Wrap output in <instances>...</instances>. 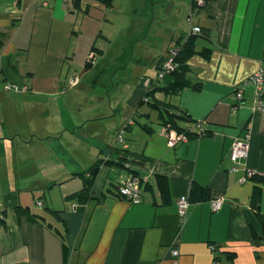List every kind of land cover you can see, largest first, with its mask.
Wrapping results in <instances>:
<instances>
[{
    "label": "crops",
    "instance_id": "0c3cea01",
    "mask_svg": "<svg viewBox=\"0 0 264 264\" xmlns=\"http://www.w3.org/2000/svg\"><path fill=\"white\" fill-rule=\"evenodd\" d=\"M130 2L139 9L128 24L114 4L95 0H0V264H214L211 246L236 253L235 264H264L250 228L260 240L250 175L264 176V112L248 83L264 69V0H215L198 14L192 0ZM196 15L193 26L208 34L197 49L212 50L187 63L202 90L156 97L203 122L206 136L170 147L158 113L140 103ZM11 83L28 90L7 91ZM247 133L249 157L231 171L232 145ZM100 160L113 165L102 166L94 200L81 205L73 196ZM132 175L140 205L115 194ZM159 176L170 181L169 204ZM195 184L211 197L181 219L177 202Z\"/></svg>",
    "mask_w": 264,
    "mask_h": 264
},
{
    "label": "trees",
    "instance_id": "16d2710c",
    "mask_svg": "<svg viewBox=\"0 0 264 264\" xmlns=\"http://www.w3.org/2000/svg\"><path fill=\"white\" fill-rule=\"evenodd\" d=\"M76 4H79V0H74ZM97 2H100L101 4L105 5L108 8L113 7L114 0H95ZM215 0H205L204 5H198L197 3H194L192 1V10L194 13H200L210 2ZM189 19H193L191 16ZM188 19V23H189ZM190 25V23H189ZM192 29V28H191ZM202 30V29H201ZM208 38V34L203 32L198 34H192V30L189 33L188 37L182 38L178 42V54L173 58L174 64L176 66L175 70L167 75L163 79H160V82H158V85H154L151 90L147 93L146 99H144L140 103V107L147 105L152 112L158 113V119L161 121L163 128H165V131H175L179 134H187L189 139L198 137V133L195 130L198 123L192 120L189 114H187L185 111H181V113L175 112L177 107L172 105L171 103L159 100L156 97V94L158 92L164 93L166 95H176L183 91L185 88H192L196 92H201L202 90V84H192L191 81L188 80V74L190 71V68L188 66V60L193 57L196 54L202 55L204 58L209 59L212 54L211 49H203L202 51H198L197 49V41L199 38ZM91 61L87 62L86 67L90 68ZM161 71V70H160ZM172 78L173 81H169L167 84L164 83L165 78ZM13 84V83H11ZM17 85V84H16ZM19 86V85H18ZM20 87V86H19ZM24 88V87H20ZM24 92V91H21ZM180 121H184L186 123H189L188 128H182L180 126ZM143 128H146L145 124L139 123ZM130 126L126 127L125 132L128 131ZM118 165L125 166L122 163H117ZM104 165H113V162L106 161V160H100L97 161L93 167L90 169L88 175L83 176V189L76 193L73 198L77 199L78 202L81 205L86 206L89 202L94 200L93 196V187L96 179L98 178V175L101 171L102 166ZM128 167V166H127ZM251 180L255 182V186L252 193L251 198V208L252 211L255 213L260 226H261V239L259 240V236L254 231L253 227L250 225V228L253 232V240L256 245L263 244L264 245V214L262 213V197H263V186H264V176H258L256 174H253L251 177ZM157 183L158 188L161 192L162 196V203L163 204H169L171 202V195H170V181L166 177L159 176L157 177ZM117 187V192L115 194L119 197L120 196V185ZM211 197V190L208 187H204L198 184L193 185L189 201L191 204H198L202 202H206ZM123 199V198H122ZM42 205V203H41ZM22 211L27 212V210H24V208L19 207L16 212L19 215ZM56 214V212H53ZM6 211L0 210V226L6 225ZM215 258H214V264H235L237 255L234 252L230 251H221L217 247H215Z\"/></svg>",
    "mask_w": 264,
    "mask_h": 264
},
{
    "label": "built area",
    "instance_id": "2783aa9c",
    "mask_svg": "<svg viewBox=\"0 0 264 264\" xmlns=\"http://www.w3.org/2000/svg\"><path fill=\"white\" fill-rule=\"evenodd\" d=\"M194 3L198 5H204L205 0H192ZM189 23L192 27V34L200 33V27L193 26V19H189ZM178 54V49H175L170 57L168 58L167 62L161 68L163 72L159 73V78L163 79L166 74L173 72L176 68L174 64L173 58ZM79 83L78 78H74L70 81L72 86H76ZM248 83L253 85L257 95V111L264 112V69H261L259 72L254 74L249 80ZM7 91H27L28 88H20L16 84H7L5 86ZM238 102L241 103L244 99L243 89L238 91L236 94ZM203 122H199L196 126L195 130L198 133V137L206 136V131L203 129ZM126 127L121 129L118 136H117V143L126 145L125 135H126ZM169 146L174 147L178 144L187 143L189 141V137L187 134H179L175 131L169 132ZM250 141L251 135L247 133L243 138H238L234 141L232 145V149L230 152V160L232 163L231 171H236L240 165V163L244 160H247L249 157L250 152ZM251 174L250 176H252ZM120 196L128 201L131 205H140L143 202V192L141 186V179L133 176H128L121 184H120ZM190 201L186 198H182L177 202L178 208V215L181 219H184L187 215L188 209L190 207ZM40 205V204H39ZM224 205L223 200L214 201L212 204V209L214 212H218L222 209ZM213 251L215 250L214 246L210 247ZM175 257L179 255L178 251L173 253Z\"/></svg>",
    "mask_w": 264,
    "mask_h": 264
},
{
    "label": "rangeland",
    "instance_id": "374dc122",
    "mask_svg": "<svg viewBox=\"0 0 264 264\" xmlns=\"http://www.w3.org/2000/svg\"><path fill=\"white\" fill-rule=\"evenodd\" d=\"M113 4H114V8L113 9H116L117 11H118V14L116 15V17H117V19H121L122 21H124V22H126L127 21V23L128 24H131V21H133L132 20V13L135 11V9H139V6H137L136 5V7H134V9H133V7H131V2H130V0L127 2V0H114V2H113ZM109 11H110V13H113V11H112V9H109ZM112 11V12H111ZM131 11V13H130V15H129V12ZM198 14V13H197ZM114 15V14H113ZM198 15H196L195 17H193L194 19V22L196 21V17H197ZM93 60V59H92ZM161 70V69H160ZM162 73L163 72V70L162 71H159V73ZM167 75V74H166ZM237 97V96H236ZM164 131H165V128H164ZM166 133V132H165ZM168 134H166V135H168V137H169V135H170V133L169 132H167ZM133 177L134 176H136V175H132ZM137 178H139L140 179V177H138L137 176ZM40 204V206H41V203H39Z\"/></svg>",
    "mask_w": 264,
    "mask_h": 264
},
{
    "label": "bare ground",
    "instance_id": "6f19581e",
    "mask_svg": "<svg viewBox=\"0 0 264 264\" xmlns=\"http://www.w3.org/2000/svg\"><path fill=\"white\" fill-rule=\"evenodd\" d=\"M200 30H201V28H200ZM200 32H202V30H201ZM122 182H123V181H122ZM122 182H121V183H122Z\"/></svg>",
    "mask_w": 264,
    "mask_h": 264
}]
</instances>
